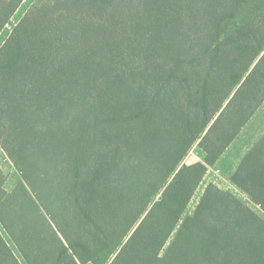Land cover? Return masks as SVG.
<instances>
[{
  "label": "trees",
  "instance_id": "trees-1",
  "mask_svg": "<svg viewBox=\"0 0 264 264\" xmlns=\"http://www.w3.org/2000/svg\"><path fill=\"white\" fill-rule=\"evenodd\" d=\"M24 1L0 0V34ZM263 103L264 0H35L0 48V133L28 172L62 167L45 224L0 166V264H264V135L229 179L254 206L213 209L211 181L186 214Z\"/></svg>",
  "mask_w": 264,
  "mask_h": 264
},
{
  "label": "rangeland",
  "instance_id": "rangeland-1",
  "mask_svg": "<svg viewBox=\"0 0 264 264\" xmlns=\"http://www.w3.org/2000/svg\"><path fill=\"white\" fill-rule=\"evenodd\" d=\"M35 0H25L16 14L13 16L9 24L5 27L2 34H0V48L6 39L10 36L14 27L23 18L25 13L31 7ZM181 133V134H180ZM176 138L170 144V151L180 160L182 164H186L190 168H195L194 171L185 180L184 185L188 186L199 174L200 168H196L198 164L197 149L194 148V142L187 132H180ZM264 135V103L256 114L252 117L249 123L243 128L234 142L229 146L224 153L223 159L217 165L220 167H213L209 170V178L214 181L219 189L212 200L211 207L217 208L222 202L223 198L233 193L242 199L249 206H254L249 197L235 189L230 185V176L236 171L241 160L246 153L260 140ZM22 154V148L16 141V139L10 134L3 136L0 133V166L7 176L5 188L12 194L19 193L23 188H27L29 191V202L36 210L41 220L45 223H49V218L43 211L39 198L49 183L53 180L55 175L62 167V161L55 155L50 154L34 173L28 172L24 167L18 165V160ZM220 172L218 173V171ZM228 181L230 182H227ZM207 185L198 187L195 196L190 202L189 208L186 212L187 215H192L197 208V205L203 196ZM2 233L6 237L7 241L12 245L11 240L1 229Z\"/></svg>",
  "mask_w": 264,
  "mask_h": 264
},
{
  "label": "crops",
  "instance_id": "crops-1",
  "mask_svg": "<svg viewBox=\"0 0 264 264\" xmlns=\"http://www.w3.org/2000/svg\"><path fill=\"white\" fill-rule=\"evenodd\" d=\"M184 132H186L185 130H183ZM182 131V132H183ZM181 134V133H180ZM189 135V134H188ZM192 139V138H191ZM192 141L194 142L193 144H194V148L195 149H197V154L200 156L199 158H198V160H195V161H199V163L198 164H200V165H203L204 164V160H203V154L200 152V150H199V148H198V142L197 141H194L193 139H192ZM222 164H220L219 166H217V167H220ZM196 167H197V163H196ZM212 170V167H209L208 168V172H207V174H206V176H205V178L203 179V185L205 186L206 184H208L209 182H211L212 180L209 178L210 176H209V170ZM227 182H229L228 181V179H227ZM230 183V182H229ZM202 185V186H203ZM234 189H235V187L232 185V184H230Z\"/></svg>",
  "mask_w": 264,
  "mask_h": 264
},
{
  "label": "built area",
  "instance_id": "built-area-1",
  "mask_svg": "<svg viewBox=\"0 0 264 264\" xmlns=\"http://www.w3.org/2000/svg\"><path fill=\"white\" fill-rule=\"evenodd\" d=\"M220 172V170L218 171V173Z\"/></svg>",
  "mask_w": 264,
  "mask_h": 264
}]
</instances>
